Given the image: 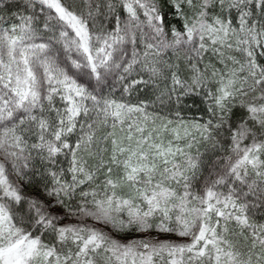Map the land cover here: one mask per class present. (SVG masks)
<instances>
[{"label":"snow or ice","instance_id":"obj_1","mask_svg":"<svg viewBox=\"0 0 264 264\" xmlns=\"http://www.w3.org/2000/svg\"><path fill=\"white\" fill-rule=\"evenodd\" d=\"M0 264H264V0H0Z\"/></svg>","mask_w":264,"mask_h":264}]
</instances>
